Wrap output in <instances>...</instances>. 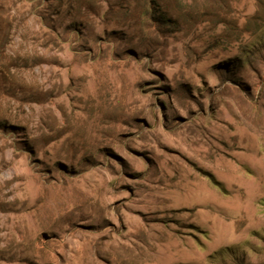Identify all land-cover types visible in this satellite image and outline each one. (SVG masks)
<instances>
[{"label":"rangeland","instance_id":"rangeland-1","mask_svg":"<svg viewBox=\"0 0 264 264\" xmlns=\"http://www.w3.org/2000/svg\"><path fill=\"white\" fill-rule=\"evenodd\" d=\"M0 264H264V0H0Z\"/></svg>","mask_w":264,"mask_h":264},{"label":"trees","instance_id":"trees-1","mask_svg":"<svg viewBox=\"0 0 264 264\" xmlns=\"http://www.w3.org/2000/svg\"><path fill=\"white\" fill-rule=\"evenodd\" d=\"M153 8L169 7L173 5L176 0H147ZM178 1V0H177Z\"/></svg>","mask_w":264,"mask_h":264}]
</instances>
